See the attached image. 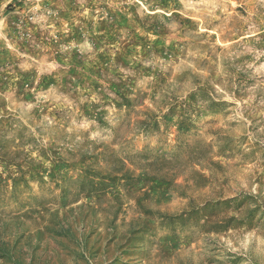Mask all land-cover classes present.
<instances>
[{"label":"rangeland","instance_id":"374dc122","mask_svg":"<svg viewBox=\"0 0 264 264\" xmlns=\"http://www.w3.org/2000/svg\"><path fill=\"white\" fill-rule=\"evenodd\" d=\"M0 264H264V0H0Z\"/></svg>","mask_w":264,"mask_h":264},{"label":"trees","instance_id":"16d2710c","mask_svg":"<svg viewBox=\"0 0 264 264\" xmlns=\"http://www.w3.org/2000/svg\"><path fill=\"white\" fill-rule=\"evenodd\" d=\"M15 2H19V0H15Z\"/></svg>","mask_w":264,"mask_h":264}]
</instances>
